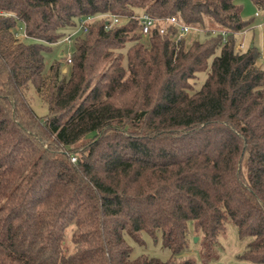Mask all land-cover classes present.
<instances>
[{
    "label": "trees",
    "instance_id": "16d2710c",
    "mask_svg": "<svg viewBox=\"0 0 264 264\" xmlns=\"http://www.w3.org/2000/svg\"><path fill=\"white\" fill-rule=\"evenodd\" d=\"M138 11L204 38H144ZM86 16L49 81L45 54ZM253 26L236 0H0V264H198L191 242L208 253L229 224L250 239L238 264H264V69L237 42ZM145 233L171 258L132 259Z\"/></svg>",
    "mask_w": 264,
    "mask_h": 264
},
{
    "label": "rangeland",
    "instance_id": "374dc122",
    "mask_svg": "<svg viewBox=\"0 0 264 264\" xmlns=\"http://www.w3.org/2000/svg\"><path fill=\"white\" fill-rule=\"evenodd\" d=\"M236 2L242 7L243 18L245 20H254V26L251 29L238 35V49L240 51H245L251 45H254L262 55L257 65L264 69V14L256 9L251 0H236ZM141 13L142 11H138V14ZM78 24L79 20L77 21V27L66 28L63 32L67 35L74 34L76 37L81 35V33H76ZM191 33L187 37L189 40L195 37L194 35H197L200 39L204 38V34L201 31L192 30ZM76 37L70 45L64 43L53 45L52 51L45 54L46 77L49 81L54 78L55 69L69 70L67 56L68 54L71 55L75 50ZM19 38L27 43L34 42L32 39H27V37H25V28L22 24L19 25ZM241 43L245 45L243 50L239 48ZM217 55H219V52H217ZM211 61L208 70L199 73L197 79L193 81L195 91L200 90L204 84L211 67ZM29 99L38 116L44 117L48 114L49 110L47 104L34 90H31L29 93ZM196 238H198L197 242H191L190 252H188L186 256L195 259L198 264H238L237 256L244 252L247 243L250 241V239L241 240L236 227L232 224L228 225L226 234L219 238L218 245L208 253L206 252L207 249L202 248L200 245V238L197 236ZM143 239L145 241L144 245H138L128 238V242L134 249L131 256L132 259L142 255L156 257L163 261H167L171 258L172 253L163 246L160 235H158L156 239L145 233L143 234Z\"/></svg>",
    "mask_w": 264,
    "mask_h": 264
},
{
    "label": "built area",
    "instance_id": "2783aa9c",
    "mask_svg": "<svg viewBox=\"0 0 264 264\" xmlns=\"http://www.w3.org/2000/svg\"><path fill=\"white\" fill-rule=\"evenodd\" d=\"M97 19V17L94 16H86L81 19H79V24H78V30L77 34H86L89 32L91 25L93 22ZM134 19L138 20L140 25H141V33L143 37H148L150 33L154 29H158L161 34L167 33L168 29L173 26L178 29V40L188 36L192 30H198L196 28H192L191 26H188L181 22L179 19L175 17H170L166 20H158L146 13H141L137 14ZM121 22V19L117 16H112L108 21H107V29H110L112 25L118 24ZM17 37H19V34H17ZM26 37V35H25ZM76 36L74 34L67 36L62 43L70 45ZM240 49H244V44L239 45ZM67 63L69 65L72 64V54H68L67 56ZM77 158L72 157V162H76Z\"/></svg>",
    "mask_w": 264,
    "mask_h": 264
},
{
    "label": "water",
    "instance_id": "95a60500",
    "mask_svg": "<svg viewBox=\"0 0 264 264\" xmlns=\"http://www.w3.org/2000/svg\"><path fill=\"white\" fill-rule=\"evenodd\" d=\"M251 47H253V45H251ZM197 240H198V238H195V240H194V241H195V242H197Z\"/></svg>",
    "mask_w": 264,
    "mask_h": 264
},
{
    "label": "crops",
    "instance_id": "0c3cea01",
    "mask_svg": "<svg viewBox=\"0 0 264 264\" xmlns=\"http://www.w3.org/2000/svg\"><path fill=\"white\" fill-rule=\"evenodd\" d=\"M241 44H244V43H241ZM245 46V45H244ZM254 46V45H253ZM258 62V61H257ZM257 67H258V65H257ZM258 68H261V67H258Z\"/></svg>",
    "mask_w": 264,
    "mask_h": 264
}]
</instances>
